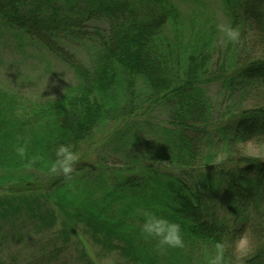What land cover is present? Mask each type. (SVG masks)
<instances>
[{"label":"trees","instance_id":"1","mask_svg":"<svg viewBox=\"0 0 264 264\" xmlns=\"http://www.w3.org/2000/svg\"><path fill=\"white\" fill-rule=\"evenodd\" d=\"M221 4L235 42L175 0H0V35L76 76L42 102L0 83V264L11 248L12 264H95L70 252L87 239L116 264H207L218 242L225 264H264V159L237 147L264 144V0ZM107 128L103 151L124 161L91 150ZM60 145L79 156L71 179L48 172ZM145 210L180 224L184 246L146 239Z\"/></svg>","mask_w":264,"mask_h":264},{"label":"rangeland","instance_id":"2","mask_svg":"<svg viewBox=\"0 0 264 264\" xmlns=\"http://www.w3.org/2000/svg\"><path fill=\"white\" fill-rule=\"evenodd\" d=\"M175 1L182 7L181 9L188 19L191 15L196 17L199 16L202 22L205 20L211 21L214 18L216 25L219 26L221 39L224 37L221 27L227 26L228 22L221 12V0ZM193 12L195 14H193ZM85 60L87 61V59ZM75 79L76 76L71 68L48 53L32 45L23 47L20 45L19 41L11 35H0V83L2 86H7L17 94L42 102L57 98L62 94L67 85L75 82ZM217 93L218 89L213 87L211 95L217 97ZM165 114L166 113L162 110L154 114L153 124L155 127L158 126V124H163L162 122H164V124L166 123L168 117L166 116L167 114ZM142 129L143 138H148L151 142V140L154 139L153 133L149 134L151 129L147 127ZM113 131L114 130H111V128L99 131L95 137L94 143L100 142L98 146L96 143L93 148L91 147V150H94L95 147H101L99 150L100 155L108 158L110 163L113 161H124L125 156L127 157V153L119 155L117 154L118 152L115 153L111 149L103 151V145H107L109 141V139L106 140L105 136ZM141 145L142 147H146L144 141H142ZM247 156L264 159V153L257 151L256 147H253V149L250 150V154ZM82 243L84 247L80 244H74L70 252L75 254L76 248H84L94 260L95 264H116L121 261L117 254L105 255L98 246L94 245L88 239L84 240ZM7 250L8 252L4 256V261H6L5 264H12V248ZM247 252L248 250L240 254L245 255ZM73 257V255L68 256L70 259L68 264H73L75 262Z\"/></svg>","mask_w":264,"mask_h":264},{"label":"clouds","instance_id":"3","mask_svg":"<svg viewBox=\"0 0 264 264\" xmlns=\"http://www.w3.org/2000/svg\"><path fill=\"white\" fill-rule=\"evenodd\" d=\"M221 31L227 42H235L239 39V31L230 26H222ZM237 147L240 149L241 155H249L253 147H256L257 151L264 153V145H254L253 141L242 143ZM17 152L23 156L25 149L23 147L18 148ZM78 159L79 156L73 151L71 145H60L55 150V159L47 165L48 172L52 175H62L65 178L71 179ZM140 231L146 239L156 240L162 251L167 248H182L184 246L180 224L157 215L153 211H143ZM249 245L250 237L247 233L242 234L238 240L233 242L236 254L248 250ZM227 247L228 245L225 242L216 243L213 252L206 258L207 264H225V251Z\"/></svg>","mask_w":264,"mask_h":264}]
</instances>
